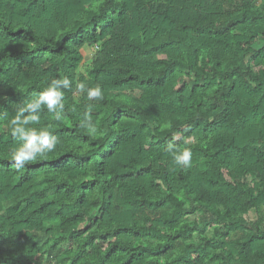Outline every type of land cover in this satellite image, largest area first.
Instances as JSON below:
<instances>
[{
    "label": "trees",
    "instance_id": "obj_1",
    "mask_svg": "<svg viewBox=\"0 0 264 264\" xmlns=\"http://www.w3.org/2000/svg\"><path fill=\"white\" fill-rule=\"evenodd\" d=\"M65 75L15 171L7 121ZM0 264H264V0H0Z\"/></svg>",
    "mask_w": 264,
    "mask_h": 264
},
{
    "label": "clouds",
    "instance_id": "obj_2",
    "mask_svg": "<svg viewBox=\"0 0 264 264\" xmlns=\"http://www.w3.org/2000/svg\"><path fill=\"white\" fill-rule=\"evenodd\" d=\"M72 88L73 81L66 75L51 78L31 99L15 106V115L6 124L7 132L16 142V146L7 154L12 169L22 172L28 165L47 159L50 153L55 152L58 138L53 127L56 122L67 119L65 90ZM74 94L77 97L84 95L90 102L99 103L104 99V92L100 85L89 87L85 80L79 78L74 86ZM45 110L51 115L54 123L41 126V114ZM78 127L90 137L104 135L92 120L90 110L83 112ZM167 150L173 154L176 165L183 168L191 167V148L178 150L174 144L170 143Z\"/></svg>",
    "mask_w": 264,
    "mask_h": 264
},
{
    "label": "rangeland",
    "instance_id": "obj_3",
    "mask_svg": "<svg viewBox=\"0 0 264 264\" xmlns=\"http://www.w3.org/2000/svg\"><path fill=\"white\" fill-rule=\"evenodd\" d=\"M88 53L89 52L87 50L83 52V54H84V62L85 63H88V61H89V59H88ZM129 94L132 95V96H137L138 95V91H134V92H131Z\"/></svg>",
    "mask_w": 264,
    "mask_h": 264
}]
</instances>
